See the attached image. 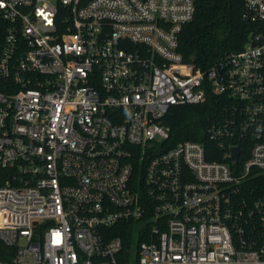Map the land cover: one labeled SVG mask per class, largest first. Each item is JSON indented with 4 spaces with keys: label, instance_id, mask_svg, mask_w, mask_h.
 Returning <instances> with one entry per match:
<instances>
[{
    "label": "built area",
    "instance_id": "obj_1",
    "mask_svg": "<svg viewBox=\"0 0 264 264\" xmlns=\"http://www.w3.org/2000/svg\"><path fill=\"white\" fill-rule=\"evenodd\" d=\"M194 1L0 0V264H264V0L206 69L178 50Z\"/></svg>",
    "mask_w": 264,
    "mask_h": 264
},
{
    "label": "trees",
    "instance_id": "obj_2",
    "mask_svg": "<svg viewBox=\"0 0 264 264\" xmlns=\"http://www.w3.org/2000/svg\"><path fill=\"white\" fill-rule=\"evenodd\" d=\"M194 4L193 18L179 34L178 50L184 62L206 69L227 53L241 49L251 26L241 17L242 0H195ZM229 103L224 95L209 94L199 105L170 107L164 117L169 127L165 149L185 139H203L205 124L217 118Z\"/></svg>",
    "mask_w": 264,
    "mask_h": 264
},
{
    "label": "water",
    "instance_id": "obj_3",
    "mask_svg": "<svg viewBox=\"0 0 264 264\" xmlns=\"http://www.w3.org/2000/svg\"><path fill=\"white\" fill-rule=\"evenodd\" d=\"M238 155V149L237 148H234L233 149V156H232V159L235 160V158L237 157Z\"/></svg>",
    "mask_w": 264,
    "mask_h": 264
}]
</instances>
